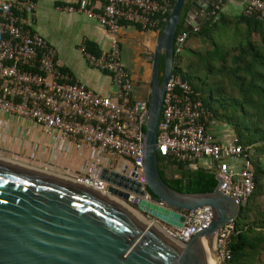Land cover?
I'll return each instance as SVG.
<instances>
[{
    "label": "built area",
    "instance_id": "built-area-1",
    "mask_svg": "<svg viewBox=\"0 0 264 264\" xmlns=\"http://www.w3.org/2000/svg\"><path fill=\"white\" fill-rule=\"evenodd\" d=\"M224 0H217L209 16H215ZM242 2L241 14L264 21V0ZM174 0H78L61 7L67 13H80L95 20L115 34L121 25L142 31L159 32ZM35 0H7L0 3V113L36 123L53 142L89 151V163L73 176L74 182L105 194L107 184L99 179L103 167L127 172L135 170L136 180L144 190L142 174V127L144 101L132 97L134 83L121 59L117 39L108 49L88 51L86 42L79 45L89 67L110 78L114 91L101 95L64 71L56 60L55 49L33 32L26 17L33 18ZM190 31L175 36L174 54L186 45ZM212 113L194 98L191 85L172 72L166 85L157 134V154L172 162L196 169L206 160L219 180V191L236 197L239 206L246 204L254 190L250 147H243L235 135L219 141ZM145 200L151 195L145 192ZM182 227L161 224L173 240L187 243L192 235L205 228L212 217L209 207L184 213ZM233 224L221 227L214 239L216 263L229 258L227 245Z\"/></svg>",
    "mask_w": 264,
    "mask_h": 264
},
{
    "label": "water",
    "instance_id": "water-1",
    "mask_svg": "<svg viewBox=\"0 0 264 264\" xmlns=\"http://www.w3.org/2000/svg\"><path fill=\"white\" fill-rule=\"evenodd\" d=\"M211 8L197 0H174L156 32L153 50L147 56L142 54L150 70L142 116L144 190L135 170L103 167L99 179L107 187L100 194L72 181L0 161V264H208L211 254L216 260V233L237 218V198L221 193L218 179L212 192H177L161 178L157 160L158 123L165 85L174 70L178 26L190 31L201 24V10L209 13ZM148 191L150 201L143 198ZM202 207L211 209V220L185 244L144 225L133 213L137 211L155 224L180 228L184 213Z\"/></svg>",
    "mask_w": 264,
    "mask_h": 264
},
{
    "label": "trees",
    "instance_id": "trees-1",
    "mask_svg": "<svg viewBox=\"0 0 264 264\" xmlns=\"http://www.w3.org/2000/svg\"><path fill=\"white\" fill-rule=\"evenodd\" d=\"M216 2L213 0L211 6ZM233 20L230 23L219 13L207 16L198 31L190 33V37L204 40L207 46L190 50L185 45L174 54L173 73L191 85L194 98L203 103L216 121L228 126L239 143L251 149L254 190L233 222L227 245L229 258L224 264H258L264 249V209L257 205L264 196L259 177L264 174V21L241 13ZM219 24H227L229 29L220 41L215 38ZM182 31L185 29L179 25L176 34ZM253 35L260 39L251 40ZM86 47L97 53L92 44ZM162 67L161 58L160 73ZM227 86L231 88L229 92ZM157 160L161 178L177 192H212L217 184L206 160L199 162L196 169L161 156Z\"/></svg>",
    "mask_w": 264,
    "mask_h": 264
},
{
    "label": "crops",
    "instance_id": "crops-1",
    "mask_svg": "<svg viewBox=\"0 0 264 264\" xmlns=\"http://www.w3.org/2000/svg\"><path fill=\"white\" fill-rule=\"evenodd\" d=\"M4 1L7 0H0V3ZM35 1L36 11L33 18L26 17L28 27L55 49L56 60L65 72L87 88L101 95H110L114 87L108 75L88 66L79 52V45L83 41L90 43L98 53L108 49L112 39H117L121 52L123 48L129 50L134 78L132 97L135 101L146 100L150 70L149 64L145 62L147 58H143L142 54L147 56L153 50L156 32L121 25L119 30L112 34L83 14L67 13L61 9L69 4L74 5L78 0ZM197 1L199 5L206 7L211 6L213 0ZM242 6V2L224 0L218 10L219 16L222 15L228 22L233 23ZM187 9L188 5L185 7V10ZM200 16L202 24L209 13L201 10ZM206 46L204 40L194 36L186 43V48L190 50H199ZM141 68L142 71L138 72ZM214 132L219 141L227 140L232 135L230 129L220 122L214 127ZM0 161L74 182L73 176L79 174L90 160L86 148L77 149L73 144H56L36 123L0 113Z\"/></svg>",
    "mask_w": 264,
    "mask_h": 264
},
{
    "label": "rangeland",
    "instance_id": "rangeland-1",
    "mask_svg": "<svg viewBox=\"0 0 264 264\" xmlns=\"http://www.w3.org/2000/svg\"><path fill=\"white\" fill-rule=\"evenodd\" d=\"M219 26H220L219 29L215 32V38L218 41H220V38L222 36H225L224 34H226V32L229 31L227 24H219ZM250 39L251 40L253 39V40L257 41L258 39H260V37H258L257 35H253V36H250ZM185 53H186L185 51L182 52V54H184V55H185ZM121 59H122V62L124 64V66L127 67V69L131 71L132 66L130 64L129 50L127 48H123L122 49ZM181 68L184 69V65H182ZM224 81L226 82V79H224ZM230 90H231V88L229 86H227L226 87V91L229 92ZM226 127H228V126H226ZM230 131H231L232 135H234L231 129H230ZM200 163L203 164V160L200 161ZM259 177H260V183L262 184L261 188H262V191H263V194H264V174L260 175ZM259 200H260V202L257 204L258 207H260L261 209H264V196H262V198H259ZM135 213L137 215H140V217L142 219H144V221L146 220V221L152 222V219L146 218L145 216H143L142 214L138 213L137 211H135ZM156 224H157V226L159 228L162 229L161 224H159V223H156ZM258 264H264V249H262V252L260 254V262Z\"/></svg>",
    "mask_w": 264,
    "mask_h": 264
},
{
    "label": "bare ground",
    "instance_id": "bare-ground-1",
    "mask_svg": "<svg viewBox=\"0 0 264 264\" xmlns=\"http://www.w3.org/2000/svg\"><path fill=\"white\" fill-rule=\"evenodd\" d=\"M133 213H134L135 217H136L140 222H142L144 225H146V226L150 225L153 229H155V230H156L157 232H159L160 234H163L165 237L172 239V238H171L168 234H166L161 228H159V227L157 226V224H155L154 222H145V221H144L139 215H137L135 212H133ZM203 244L206 245V242L203 241ZM205 247H206V251H207V252L212 253L211 250L207 249V246H205ZM208 264H216V260H215V256H214V254H211V257H210V260H209V263H208Z\"/></svg>",
    "mask_w": 264,
    "mask_h": 264
},
{
    "label": "flooded vegetation",
    "instance_id": "flooded-vegetation-1",
    "mask_svg": "<svg viewBox=\"0 0 264 264\" xmlns=\"http://www.w3.org/2000/svg\"><path fill=\"white\" fill-rule=\"evenodd\" d=\"M161 58L162 57H160V60H161ZM160 60H159V62H160ZM146 63H147V61H145ZM159 66H160V63H159ZM130 73H131V76H132V78H133V72L132 71H130ZM133 83H134V81H133ZM148 84H149V82H148ZM146 85H147V83H146ZM149 89V88H148Z\"/></svg>",
    "mask_w": 264,
    "mask_h": 264
}]
</instances>
